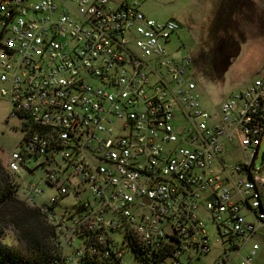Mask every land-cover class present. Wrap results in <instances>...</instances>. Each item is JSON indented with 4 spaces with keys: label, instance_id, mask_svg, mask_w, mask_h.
<instances>
[{
    "label": "built area",
    "instance_id": "2783aa9c",
    "mask_svg": "<svg viewBox=\"0 0 264 264\" xmlns=\"http://www.w3.org/2000/svg\"><path fill=\"white\" fill-rule=\"evenodd\" d=\"M140 3L0 0V93L22 130L4 164L51 225L55 264H253L264 179L220 152L227 142L259 153L264 74L215 118L193 54L169 45L180 22ZM38 167L44 176L26 179Z\"/></svg>",
    "mask_w": 264,
    "mask_h": 264
},
{
    "label": "rangeland",
    "instance_id": "374dc122",
    "mask_svg": "<svg viewBox=\"0 0 264 264\" xmlns=\"http://www.w3.org/2000/svg\"><path fill=\"white\" fill-rule=\"evenodd\" d=\"M111 2L118 5L119 1ZM212 3L213 0H141L140 8L155 19L175 18L184 26L179 36L172 39L169 45L173 48L181 46L179 51L190 52L196 58L192 70L194 69L193 79L197 83L198 98L201 104L218 118L220 103L226 96L244 89L254 78L264 74V0H215V12L213 19L209 21ZM220 3L226 8L231 7L233 11L231 15L224 16L221 26L215 27L216 7ZM225 27L228 33L224 32ZM215 34L224 39L222 42L229 44L233 50L239 46L238 54H231L229 49H225V43L221 44L219 40L215 42ZM225 34L229 36L225 37ZM10 108V104L0 93V160L5 164L7 156L20 148L19 141L22 136L20 119L10 117ZM220 157L230 163L251 160L248 152L240 145L227 142L226 149L220 152ZM36 162L37 160H34L33 165ZM253 168V174L264 179V137ZM40 176H44L42 167H38L33 176L27 174L26 179H37ZM42 187L48 189L45 183ZM198 212L206 222L211 240L215 241L219 235L203 204H200ZM0 240L4 244H17L11 228L4 230ZM220 248L219 245L218 250ZM246 249L247 246L243 249V254ZM218 250L212 248L206 257L214 258ZM241 260L238 256L233 264H241ZM253 264H264V244L254 256Z\"/></svg>",
    "mask_w": 264,
    "mask_h": 264
},
{
    "label": "trees",
    "instance_id": "16d2710c",
    "mask_svg": "<svg viewBox=\"0 0 264 264\" xmlns=\"http://www.w3.org/2000/svg\"><path fill=\"white\" fill-rule=\"evenodd\" d=\"M6 228L14 231L17 244L0 240V264H55L51 225L39 208L21 198L11 173L0 160V237Z\"/></svg>",
    "mask_w": 264,
    "mask_h": 264
},
{
    "label": "crops",
    "instance_id": "0c3cea01",
    "mask_svg": "<svg viewBox=\"0 0 264 264\" xmlns=\"http://www.w3.org/2000/svg\"><path fill=\"white\" fill-rule=\"evenodd\" d=\"M119 2H118V4H120L122 1H124V0H118ZM224 1H228V0H224ZM214 2H215V0H213V3H212V5H211V9H210V14H211V16H209V21H211V19H213V13L215 12L214 11V6H215V4H214ZM217 8L218 7H216V10H217ZM224 27V26H223ZM223 30H224V32L225 33H228L227 31H228V29H227V27H225V28H223ZM223 36V35H222ZM225 37H227V36H229V35H227V34H225L224 35ZM219 38V39H218ZM219 40V42L220 43H222V39L220 38V36H218L217 34H215V42L216 41H218ZM231 54H233V53H231ZM241 211H242V213L246 216V218L247 219H249V220H254L255 219V212H254V210L253 209H251L247 204H242V206H241ZM253 241H258L259 242V248H258V250H257V252H256V255H257V253H258V251H259V249L261 248V246L264 244V228H262L261 230H259L256 234H255V236H254V239H253ZM247 246V249H246V252H245V254L248 252V245L246 244L245 246H244V248ZM243 248V249H244ZM243 249H242V251H243ZM243 254V253H242ZM255 255V256H256ZM236 259L238 258V256H236L235 257ZM235 258H234V260H235ZM254 259V258H253Z\"/></svg>",
    "mask_w": 264,
    "mask_h": 264
},
{
    "label": "flooded vegetation",
    "instance_id": "af4514ba",
    "mask_svg": "<svg viewBox=\"0 0 264 264\" xmlns=\"http://www.w3.org/2000/svg\"><path fill=\"white\" fill-rule=\"evenodd\" d=\"M232 8L231 7H229V8H226V7H224V5L223 4H221L220 3V5L218 6V8H217V10H216V15H215V27H219V26H221L223 23H222V21H224V16L226 15H231V13H232ZM224 18V19H223ZM179 21V20H178ZM180 22V21H179ZM182 29H184V26L181 24V22H180V26H179V28H178V30L176 31V33L174 34V36H173V39L175 38V37H177V36H179V34H180V32H181V30ZM212 30V29H211ZM208 34H209V27H208ZM219 39V38H218ZM222 40H224V39H222ZM225 41V40H224ZM223 43H225V42H222L221 44H223ZM223 46H225L226 48L225 49H229L228 51L230 52V53H233V48L232 47H230L229 46V44H227V43H225ZM232 51V52H231ZM209 59H210V57H209ZM195 60H196V58L193 56V67H194V64H195Z\"/></svg>",
    "mask_w": 264,
    "mask_h": 264
},
{
    "label": "water",
    "instance_id": "95a60500",
    "mask_svg": "<svg viewBox=\"0 0 264 264\" xmlns=\"http://www.w3.org/2000/svg\"><path fill=\"white\" fill-rule=\"evenodd\" d=\"M238 52H239V46H237L236 49H234L233 54L236 55V54H238Z\"/></svg>",
    "mask_w": 264,
    "mask_h": 264
}]
</instances>
